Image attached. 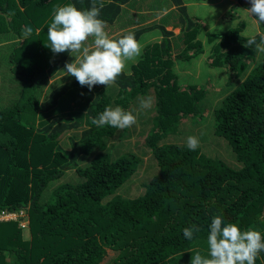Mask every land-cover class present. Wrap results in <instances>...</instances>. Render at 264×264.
I'll list each match as a JSON object with an SVG mask.
<instances>
[{"label": "trees", "instance_id": "obj_1", "mask_svg": "<svg viewBox=\"0 0 264 264\" xmlns=\"http://www.w3.org/2000/svg\"><path fill=\"white\" fill-rule=\"evenodd\" d=\"M196 1L150 0L145 9L144 0H0V213L25 212L29 231L19 219L0 221V264H190L197 252L210 258L217 215L264 242V25L247 28L250 0ZM67 4L102 5L109 38L131 32L140 44L114 83L89 91L60 76L79 53H53L47 28ZM163 8L160 20L132 26ZM216 11L223 25L214 31ZM25 26L33 33L21 42ZM152 34L160 37L146 40ZM93 44L90 36L82 48ZM191 61L200 69L191 80L213 69L219 88L185 81L198 69ZM117 106L133 125L92 123ZM192 224L199 231L188 240Z\"/></svg>", "mask_w": 264, "mask_h": 264}, {"label": "clouds", "instance_id": "obj_2", "mask_svg": "<svg viewBox=\"0 0 264 264\" xmlns=\"http://www.w3.org/2000/svg\"><path fill=\"white\" fill-rule=\"evenodd\" d=\"M250 3L251 7L246 11L258 25H264V0H250ZM101 8L102 5L98 7L93 4L89 9L82 11L72 4L57 6L52 22L47 28L48 47L53 53H80L82 50V58L66 63L63 72L75 77L79 85L87 86L89 91L95 85L107 86L114 83L124 70L126 61L141 54V46L133 33L130 32L118 40L109 38L104 30L105 22L98 18ZM32 33L33 28L25 26L20 37L21 42ZM90 36L94 38V46L82 48ZM254 44L255 38L247 41L249 47ZM62 73L60 76L64 75ZM141 104L143 107H149L151 98L142 100ZM135 121L134 115L119 106L105 108L98 118H92V123L98 127L110 125L119 129L129 127ZM198 143L196 137H189V150H195ZM197 231L198 225L192 224L183 229V236L192 240ZM207 239L210 258L197 252L191 258L190 264H255L258 255L264 252V242L259 231L249 229L242 232L236 224L226 223L221 215L212 218Z\"/></svg>", "mask_w": 264, "mask_h": 264}, {"label": "rangeland", "instance_id": "obj_3", "mask_svg": "<svg viewBox=\"0 0 264 264\" xmlns=\"http://www.w3.org/2000/svg\"><path fill=\"white\" fill-rule=\"evenodd\" d=\"M150 0H144V3H145V5H144V3H142L143 4V7L145 8V6L146 5H149V2ZM195 4L198 6V5H201V4H204L203 3V1H196L195 2ZM196 6V7H197ZM198 8V7H197ZM146 9V8H145ZM204 9V8H203ZM216 9H218V7H216ZM210 12V11H209ZM218 12L219 11H216V23L214 24L215 26L213 27V28H211L212 30H214V31H216V30H218V29H220V27L223 25V23H221V21L219 20V18L217 17V14H218ZM244 11H242V12H238V15H240V18H241V20H243V21H245V15H244V13H243ZM249 15V14H248ZM152 20H154V19H152ZM246 21H247V23H248V29H249V27H251V28H254V26H257V24H256V21L254 20V19H252L251 21H248L247 20V16H246ZM205 22H208L207 24H210V22L211 21H205ZM229 25H234L233 23H231V22H229ZM246 28V29H247ZM158 29V28H157ZM247 29V30H248ZM172 31L174 32V33H176L177 31H178V29L177 28H175V29H172ZM142 35H144V37L146 36V35H148V34H150V32H147V31H144V32H142L141 33ZM160 37V36H159ZM158 39V37H152V36H148L147 37V39L146 40H148V41H151V40H155V39ZM94 45V44H93ZM80 56V53L78 54V55H76V57L74 58L75 60L76 59H78V57ZM5 60H6V57H4L3 56V58H2V60H1V62H0V67H3V65H4V63H5ZM128 61L129 60H127L126 61V63H125V68H124V70L126 71L127 69H128ZM197 61H199V60H197ZM187 66H189L190 68H198V69H195V70H191L192 71V73H190V74H184L186 77H188V79H185V81H188V82H190V83H193V84H196V85H200V86H203L205 89H206V91H214V90H216V88H219V86L217 85V83L220 81V79H216V70H213V69H209V70H202V72H200V76H199V79H197V80H191L190 79V77L192 76V75H194V76H197V72H199L200 71V69H199V65L198 66H196V61H191V62H189L188 64H187ZM1 69H3V68H1ZM0 69V70H1ZM62 74H64V72L62 73ZM61 74V75H62ZM182 76H183V74H181ZM41 91V94H42V96L44 95V91H45V89L44 88H42V90H40ZM205 101H208V102H206L207 103V105L209 104H213V102H211L210 101V99H206ZM205 101H203V102H205ZM5 104V102H2V103H0V107L1 106H3ZM68 173V171L65 173V174H63V176L60 178L61 180L63 179V178H66V174ZM74 177V179L73 180H70V181H76L77 180V178H78V176L75 174L74 175V173H69V178L70 177ZM26 213L25 212H23V211H20L19 212V214H17V213H14V212H10L9 213V215L7 216V219L8 218H11L12 220L13 219H19V226L21 227V229H22V235L23 236H28L29 235V231H28V219H27V215H25ZM0 218H2V217H0ZM3 218H5V217H3ZM1 220V219H0ZM113 254H114V251H112V250H110V249H108L107 250V255H106V257L103 259V261L101 262V263H104L105 261H107V259L108 258H111L112 256H113Z\"/></svg>", "mask_w": 264, "mask_h": 264}, {"label": "crops", "instance_id": "obj_4", "mask_svg": "<svg viewBox=\"0 0 264 264\" xmlns=\"http://www.w3.org/2000/svg\"><path fill=\"white\" fill-rule=\"evenodd\" d=\"M170 9H171V8H170ZM158 13H159L158 15H156V16H150V17L144 19L143 21H140V20L136 17V18L134 19V23L132 24V26L137 25V24H140V23H145V24H147V23L150 22V21H158V20H160L161 16H163L165 13H167V9H166V8H163V9H161V11H159ZM152 19H154V20H152ZM171 27H172L171 25H168V24L165 25V28H166L167 30L175 29V28H171ZM122 29H123V28H122ZM150 36H152V37H158V38H159V34H157V35L152 34V35H150Z\"/></svg>", "mask_w": 264, "mask_h": 264}, {"label": "built area", "instance_id": "obj_5", "mask_svg": "<svg viewBox=\"0 0 264 264\" xmlns=\"http://www.w3.org/2000/svg\"><path fill=\"white\" fill-rule=\"evenodd\" d=\"M8 215H9V213H8V214H7V213H1V214H0V217H2V218L5 217V218H7Z\"/></svg>", "mask_w": 264, "mask_h": 264}]
</instances>
